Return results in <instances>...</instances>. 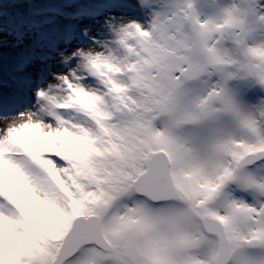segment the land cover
<instances>
[{
    "label": "snow or ice",
    "instance_id": "obj_1",
    "mask_svg": "<svg viewBox=\"0 0 264 264\" xmlns=\"http://www.w3.org/2000/svg\"><path fill=\"white\" fill-rule=\"evenodd\" d=\"M0 264H264V0H0Z\"/></svg>",
    "mask_w": 264,
    "mask_h": 264
}]
</instances>
